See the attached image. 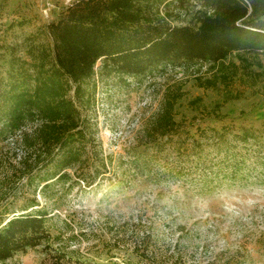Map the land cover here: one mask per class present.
<instances>
[{
    "label": "rangeland",
    "instance_id": "obj_1",
    "mask_svg": "<svg viewBox=\"0 0 264 264\" xmlns=\"http://www.w3.org/2000/svg\"><path fill=\"white\" fill-rule=\"evenodd\" d=\"M43 6L0 0V83L31 89L52 66L47 26L66 6L49 0L48 17ZM95 69L84 103L76 101L89 136L68 178L41 189L35 170L29 180L20 165V133L0 137V218L35 199L52 250L72 264H264V54L135 79ZM164 103L176 133L156 139L147 130ZM243 130L254 135L248 143L239 141ZM0 264L49 261L39 247Z\"/></svg>",
    "mask_w": 264,
    "mask_h": 264
},
{
    "label": "trees",
    "instance_id": "obj_2",
    "mask_svg": "<svg viewBox=\"0 0 264 264\" xmlns=\"http://www.w3.org/2000/svg\"><path fill=\"white\" fill-rule=\"evenodd\" d=\"M174 17L189 21L177 25ZM47 29L52 66L37 72L31 89L0 83V137L20 133V165L29 180L39 176L41 189L68 178L67 171L81 160L90 125L76 101L84 103V85L97 63L101 70L135 79L167 66L222 65L233 53L264 54V0H79ZM172 108L164 103L148 135L176 133ZM31 121L36 127L23 131ZM242 132L240 142L254 138ZM36 206L34 199L21 214L0 218V263L42 247L49 264H72L66 253L52 250L47 214L34 211Z\"/></svg>",
    "mask_w": 264,
    "mask_h": 264
},
{
    "label": "built area",
    "instance_id": "obj_3",
    "mask_svg": "<svg viewBox=\"0 0 264 264\" xmlns=\"http://www.w3.org/2000/svg\"><path fill=\"white\" fill-rule=\"evenodd\" d=\"M44 2V6L41 9V13L43 16L48 17L49 16V0H42ZM73 3L72 0H63V4L67 7Z\"/></svg>",
    "mask_w": 264,
    "mask_h": 264
}]
</instances>
